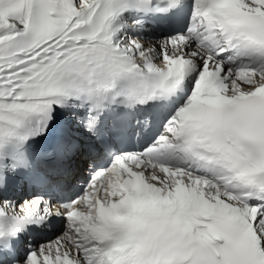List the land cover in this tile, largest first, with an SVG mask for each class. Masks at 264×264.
Here are the masks:
<instances>
[{
	"label": "snow or ice",
	"instance_id": "1",
	"mask_svg": "<svg viewBox=\"0 0 264 264\" xmlns=\"http://www.w3.org/2000/svg\"><path fill=\"white\" fill-rule=\"evenodd\" d=\"M151 3L0 0V150L18 138L19 129L46 118L70 97L103 102L115 84L95 88L81 57L96 55L89 41L106 27L110 11L121 16ZM206 8L195 0L187 35L171 39L184 38L188 65L178 84L159 85L161 96L181 88L197 70L190 54L204 63L167 135L145 153L121 156L99 172L64 212L68 230L33 250L27 262L10 242L39 213L41 201L20 209L0 203V264L34 259L39 264H264V67L242 68L235 79L222 77L223 62L215 58L218 50L235 48L264 63V0H240L235 22L211 16ZM190 47L207 54L190 53ZM140 87L147 91L150 85ZM178 153L200 162L212 179L164 166L162 161L177 159ZM120 161L130 171L120 168ZM4 183L0 168V187ZM81 202L88 224L74 225L67 213ZM44 212L51 215L53 209Z\"/></svg>",
	"mask_w": 264,
	"mask_h": 264
},
{
	"label": "bare ground",
	"instance_id": "2",
	"mask_svg": "<svg viewBox=\"0 0 264 264\" xmlns=\"http://www.w3.org/2000/svg\"><path fill=\"white\" fill-rule=\"evenodd\" d=\"M94 1L95 0H88L89 4H94ZM160 42H161L160 40H156L155 42H151V45L154 46L155 48H157L159 52H162L163 54H166V55H172V54L174 56H180V55H182V48H181V46H177L175 44L170 45V43H169V45H167L168 47L165 50H161L160 47H159ZM191 47H195L194 46V42L192 43ZM191 47L189 49L190 50V53H195L197 51H199L201 53V51L199 49L191 48ZM189 58H191V60H196L197 67L200 66V65H202L204 63V59L203 58L197 60V58H196L195 55H191L190 54L189 55ZM87 224L88 223H83L82 225H87ZM66 230H68V225L66 227ZM53 238H54L53 236L52 237H48V238H44L43 240H40L41 241L40 243H42V244L48 243V242H51L52 243L54 241ZM40 243L36 244L34 246V249L43 247V245L40 244ZM35 264H38V261H36Z\"/></svg>",
	"mask_w": 264,
	"mask_h": 264
}]
</instances>
